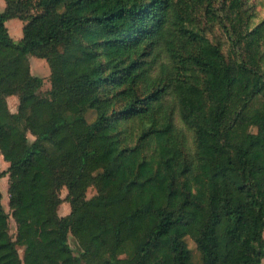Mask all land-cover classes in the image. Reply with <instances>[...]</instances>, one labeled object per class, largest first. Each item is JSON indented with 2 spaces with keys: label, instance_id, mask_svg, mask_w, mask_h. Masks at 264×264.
Wrapping results in <instances>:
<instances>
[{
  "label": "trees",
  "instance_id": "obj_1",
  "mask_svg": "<svg viewBox=\"0 0 264 264\" xmlns=\"http://www.w3.org/2000/svg\"><path fill=\"white\" fill-rule=\"evenodd\" d=\"M4 2L0 264H261L264 17L252 25L244 0ZM12 18L23 24L17 41ZM215 23L226 52L206 35ZM30 55L48 64L45 92ZM65 63L81 72L66 78Z\"/></svg>",
  "mask_w": 264,
  "mask_h": 264
},
{
  "label": "rangeland",
  "instance_id": "obj_2",
  "mask_svg": "<svg viewBox=\"0 0 264 264\" xmlns=\"http://www.w3.org/2000/svg\"><path fill=\"white\" fill-rule=\"evenodd\" d=\"M219 3H221L222 0H217ZM245 4L249 6L250 12H251V24L252 25H257L261 22V20L264 17V0H244ZM0 10H3V6L0 4ZM19 20L18 19H11L6 22V26L8 28L9 34L11 35L12 38H16L17 33H16V27L18 26ZM205 31L207 37L213 41V42H220L222 44L223 50L226 52L228 45H227V36L225 35L223 31V27L221 24L215 23L211 27L205 26ZM45 60L36 56H31L30 57V65H31V70L32 73L36 76L42 77L43 78V84L41 87V90L45 92L50 88V82H49V67ZM63 70L66 78L71 79L73 76L78 75L81 70H76L73 71L70 67L69 64L65 63L63 65ZM7 103L9 106V109L13 111L15 108L16 111V105H17V97L16 96H9L7 98ZM95 117V112L93 110H89L86 113V118L89 122H91ZM174 123L178 127V129H181L183 132L186 134V142H187V147L191 152L194 150V140H193V134L190 130H188L187 127L183 125L181 120L179 119L178 113L176 112L174 115ZM30 139H33V136L28 134ZM255 129L252 130L251 133L245 135L246 140H251L255 139ZM7 163L3 160L2 155L0 154V171L4 170L7 168ZM0 193L2 195L1 198V203L3 208L6 210V212L10 213L9 207H8V193H7V176L0 177ZM67 190L65 187H62L59 191L58 194L61 199H65ZM96 193V190L93 186H89L86 189L85 196L86 198H90ZM69 203L65 200L61 202V204L58 207V213L60 215H65L69 212ZM9 232L11 236L15 239L16 235V226L13 218L10 216L9 217ZM263 238H264V230H263ZM68 241L74 251L77 249V244L76 240L72 236V234H68ZM186 242L188 247L190 248L192 255H193V260L194 261H199L200 256L199 253L196 249V245L194 241L187 236L186 237ZM18 252L20 256L23 254V248L18 247ZM117 257L121 260H127L128 258V252L125 251V249H120L117 251ZM264 264V258L262 259V263Z\"/></svg>",
  "mask_w": 264,
  "mask_h": 264
},
{
  "label": "crops",
  "instance_id": "obj_3",
  "mask_svg": "<svg viewBox=\"0 0 264 264\" xmlns=\"http://www.w3.org/2000/svg\"><path fill=\"white\" fill-rule=\"evenodd\" d=\"M0 4L3 6V9H4V7H5V2H4V0H0ZM12 19H16V18H12ZM9 20H11V19H9ZM19 20V19H18ZM8 21V20H7ZM6 21V22H7ZM6 22H5V25H6ZM18 23V26L16 27V33H17V36H16V38L14 39L15 41H17V40H19L20 38H21V36H22V30H21V28H22V21H20L19 20V22H17ZM30 57H31V55L29 56V63H30ZM44 62H46V61H44ZM30 70H31V65H30ZM31 73H32V70H31ZM33 74V73H32ZM14 110L13 111H15V108H13ZM7 163V162H6Z\"/></svg>",
  "mask_w": 264,
  "mask_h": 264
}]
</instances>
